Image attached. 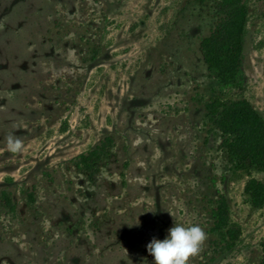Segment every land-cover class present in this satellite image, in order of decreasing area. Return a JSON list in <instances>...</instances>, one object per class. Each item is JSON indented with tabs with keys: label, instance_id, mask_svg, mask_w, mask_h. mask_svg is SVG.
Instances as JSON below:
<instances>
[{
	"label": "rangeland",
	"instance_id": "obj_1",
	"mask_svg": "<svg viewBox=\"0 0 264 264\" xmlns=\"http://www.w3.org/2000/svg\"><path fill=\"white\" fill-rule=\"evenodd\" d=\"M219 1L0 0V264H154L174 222L206 234L188 264H264L237 167L264 163V0L235 95L204 60Z\"/></svg>",
	"mask_w": 264,
	"mask_h": 264
},
{
	"label": "trees",
	"instance_id": "obj_2",
	"mask_svg": "<svg viewBox=\"0 0 264 264\" xmlns=\"http://www.w3.org/2000/svg\"><path fill=\"white\" fill-rule=\"evenodd\" d=\"M251 0H221L217 3L219 24L215 35L203 42V54L207 67L218 74L222 87L233 95L243 93L246 77L242 67L245 36L249 30V4ZM233 100L217 99L213 111L219 113L231 106ZM90 166V163L87 164ZM237 167L264 172V163L255 159L239 157ZM256 194L250 200L256 201Z\"/></svg>",
	"mask_w": 264,
	"mask_h": 264
},
{
	"label": "clouds",
	"instance_id": "obj_3",
	"mask_svg": "<svg viewBox=\"0 0 264 264\" xmlns=\"http://www.w3.org/2000/svg\"><path fill=\"white\" fill-rule=\"evenodd\" d=\"M6 144L11 152L23 150V141L18 136L9 135ZM205 235L199 224L186 226L174 222L163 239L153 237L146 248L154 264H188L189 257L200 250Z\"/></svg>",
	"mask_w": 264,
	"mask_h": 264
}]
</instances>
